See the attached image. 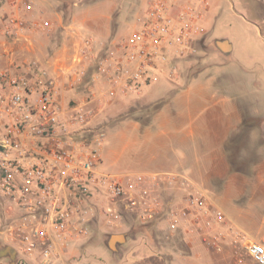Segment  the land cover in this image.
<instances>
[{"label": "built area", "instance_id": "2783aa9c", "mask_svg": "<svg viewBox=\"0 0 264 264\" xmlns=\"http://www.w3.org/2000/svg\"><path fill=\"white\" fill-rule=\"evenodd\" d=\"M208 5L207 0H154L115 48L69 26L68 33L78 38L63 72L70 88L89 82L103 86L93 99L67 108L58 103L59 75L48 60L28 55L0 74V243L23 257L53 264L75 241L90 236L100 207L111 227H119L125 214L142 225L166 220L168 238L180 233L196 237L216 253L228 244L239 264H264V236L238 225L188 175L99 169L105 133L93 127L102 113L94 104L138 95L162 76L174 80L182 64L202 48ZM22 8L33 10L28 2L18 11ZM36 27L14 14L4 30L18 40ZM176 187L183 190L182 202L162 197L160 189Z\"/></svg>", "mask_w": 264, "mask_h": 264}, {"label": "crops", "instance_id": "0c3cea01", "mask_svg": "<svg viewBox=\"0 0 264 264\" xmlns=\"http://www.w3.org/2000/svg\"><path fill=\"white\" fill-rule=\"evenodd\" d=\"M169 1L182 4L177 0ZM24 2L28 0H0V74L15 61L19 64L28 55L39 58V52L43 49L41 38L53 42L54 37L60 34L56 31L57 26L62 24L60 14L57 10L55 12L56 0H32L34 5L32 4L33 10L30 13L25 12L24 8L18 11V7ZM208 6L205 19L210 9V5ZM14 14L38 23V27L18 40L7 36L4 25ZM202 47L206 56L213 57L206 64L198 66L195 63L197 59L189 60L182 64L180 74L174 80H169L166 76L160 79L173 83L191 79L198 71L214 70L210 73L213 77L209 81L190 82L183 86L179 94H169L170 100L177 103L172 113L168 111V105L163 107L168 103V98L153 113L149 111L161 102L148 104L140 101L145 90L157 82L145 87L138 95L120 96L114 101L118 103L121 98L136 97V112H144L143 115L140 114V120L147 126L145 136L150 155L140 159V171L137 172H179L188 175L196 183L211 188L217 205L238 225L253 234V231L259 229L262 215L240 201L259 200L264 213V86L258 81H219L217 77L225 75L231 78L232 75L229 72L233 62V44L230 39L215 38L210 32ZM222 47H228V50L225 52ZM248 58L252 60V54ZM46 60L54 65L55 75H59L57 100L63 108H67L70 101H85L87 91L96 93L103 86L99 83L91 85L89 82L84 84L87 87L84 86L83 90L71 89L68 78L63 73L69 65L60 64L57 58ZM88 80L89 78L86 79ZM147 112L149 114L145 116ZM109 113L106 112L105 117ZM115 113L111 111L110 114ZM172 190L176 194L172 200L175 203L182 202L183 190L178 187ZM226 205L230 206L231 213L224 209ZM262 222L264 224V217ZM145 233L149 234V229H145ZM134 234L137 235L131 236L129 233L130 236L124 240L117 254L106 246L105 251L114 264H169L168 258L151 253L152 241L146 246L142 240L135 238L139 234ZM262 236L264 234L260 237ZM92 244L98 246L95 241ZM205 247L217 255L226 254L223 256L226 264H239L228 244L223 253H216L206 245ZM128 254L129 259H126ZM0 260H5L4 264H10L7 256H0ZM222 260L224 259L218 262L222 263Z\"/></svg>", "mask_w": 264, "mask_h": 264}, {"label": "rangeland", "instance_id": "374dc122", "mask_svg": "<svg viewBox=\"0 0 264 264\" xmlns=\"http://www.w3.org/2000/svg\"><path fill=\"white\" fill-rule=\"evenodd\" d=\"M56 1L55 12L57 10L62 21L61 26H57L56 31L60 34H58V37H54L53 42L41 38V48L43 49L39 52V58L41 60L57 58L60 60V64L68 66L71 63L72 55L75 53V45L78 43V38L68 33L69 26L75 28L79 33L93 36L115 48L120 40L132 34L137 17L144 15L150 3L154 0ZM177 1L187 3L189 0ZM28 2L33 4L32 0H28ZM208 2L210 9L206 19L201 23L202 26L209 33H213L215 38L216 36L228 38L233 44V62L229 71L232 72L231 78L225 75L217 78L219 81L230 79L237 82L241 80L258 81L264 86V0H208ZM51 46L53 48L50 49ZM198 51L197 57L193 58L197 59L195 63L198 66L206 64L213 58L206 56L203 47L199 48ZM251 54L253 56L252 60L248 58ZM213 72V69L198 71V73L192 75L191 79L187 78L173 83L167 80H159L145 90V95L140 101L149 104L162 102L168 98V103L163 107L168 105L167 109L172 113L177 103L170 100L169 94L172 92L179 94L183 86L190 82L209 81L213 77L211 76ZM84 86L87 87V85H81L78 88L83 90ZM94 94L87 91L86 97L93 99ZM137 101L136 97H128L119 99L118 103L113 101L114 104L112 102L109 105L94 104L96 108H102V113L95 120L93 127L101 129L105 133L100 171L110 174L137 172L140 171V159L145 155H150L148 139L145 136L147 126L142 123V119L140 120L144 112H141L142 114L136 112L135 102ZM71 103L72 101L69 105ZM160 105L161 103H158L149 112L153 113ZM111 111L116 113L110 114ZM106 112L110 113L105 117ZM141 150L142 156L140 157ZM203 187L210 193L212 192L211 188L206 185H203ZM160 192L166 200H174L173 196L176 195L175 191L171 189L163 188L160 189ZM212 193L211 195H213ZM242 202L247 204H244L246 207H250L262 215L259 229L253 231L255 236L260 237L264 234V224L262 222L264 213L261 202L250 199L241 200L240 203ZM229 207L226 205L224 209L231 213ZM91 226L90 236L75 241L66 251L63 260L55 261L53 264H114L105 251L107 246L106 237L121 234H127L129 237V233L131 236L137 235L132 234V232L135 231L134 227L139 226V223L129 214H125L124 222L119 227H111L105 222L99 207L95 212ZM147 228L149 234L137 232L139 236L135 238L142 240L146 246L149 241H152V252L157 256L168 258L170 260L169 264H226V258L223 257L226 254L217 255L210 250H206L204 243L196 237L180 233L168 238L166 220L152 223ZM94 241L100 247L93 245ZM129 256L128 254L126 259H129ZM18 258L19 264H41L38 257L18 255ZM219 258L224 259L222 263L218 262ZM5 260H0V264H4ZM133 261H135V258Z\"/></svg>", "mask_w": 264, "mask_h": 264}, {"label": "flooded vegetation", "instance_id": "af4514ba", "mask_svg": "<svg viewBox=\"0 0 264 264\" xmlns=\"http://www.w3.org/2000/svg\"><path fill=\"white\" fill-rule=\"evenodd\" d=\"M208 31L205 33L204 37H203V42H202V46L208 36ZM145 228L141 227L135 231H133L132 233H137V232H144ZM128 235H108V237H106L105 242L107 245H109V247L112 249V251L117 254L120 252V249L122 247V243L124 242V240L127 238ZM14 250L10 249L8 246H0V256H6V255H13L14 256Z\"/></svg>", "mask_w": 264, "mask_h": 264}, {"label": "trees", "instance_id": "16d2710c", "mask_svg": "<svg viewBox=\"0 0 264 264\" xmlns=\"http://www.w3.org/2000/svg\"><path fill=\"white\" fill-rule=\"evenodd\" d=\"M69 25V24H68ZM163 104V102H161V105ZM161 105H160V107H161ZM159 107V108H160ZM130 217H132L133 219H135L136 221H137V219H136V217H134V216H130ZM139 223V222H138ZM147 226H149V225H142V224H140L139 223V226H137V227H134L135 228V230L136 229H139V228H141V227H144L145 229H148L147 228ZM156 244V243H155ZM0 246H4L2 243H0ZM153 245H151L150 247H151V253H153L152 252V249H153V247H152ZM156 246V245H155ZM15 252V251H14ZM154 254V253H153ZM9 259H10V264H19V258H18V254L15 252L14 253V256H13V259L12 258H10L9 257Z\"/></svg>", "mask_w": 264, "mask_h": 264}, {"label": "water", "instance_id": "95a60500", "mask_svg": "<svg viewBox=\"0 0 264 264\" xmlns=\"http://www.w3.org/2000/svg\"><path fill=\"white\" fill-rule=\"evenodd\" d=\"M223 48V51H227L228 50V47H222ZM9 247V246H8ZM10 249H12L11 247H9ZM13 250V249H12ZM7 257H10L13 259V255H6Z\"/></svg>", "mask_w": 264, "mask_h": 264}]
</instances>
